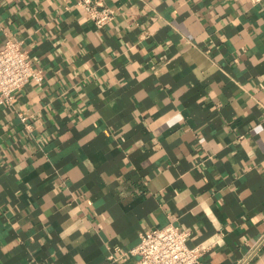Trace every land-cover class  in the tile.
<instances>
[{"label":"crops","instance_id":"obj_1","mask_svg":"<svg viewBox=\"0 0 264 264\" xmlns=\"http://www.w3.org/2000/svg\"><path fill=\"white\" fill-rule=\"evenodd\" d=\"M76 1L0 0L43 77L0 106V264H136L168 224L264 264V0Z\"/></svg>","mask_w":264,"mask_h":264},{"label":"built area","instance_id":"obj_2","mask_svg":"<svg viewBox=\"0 0 264 264\" xmlns=\"http://www.w3.org/2000/svg\"><path fill=\"white\" fill-rule=\"evenodd\" d=\"M76 6L98 29L110 23L115 15L114 10L103 7L96 0H77ZM42 80L41 72L33 69L21 50V43L13 40L4 43L0 49V106H11L14 96L24 85L32 82L40 85ZM187 238L188 232L168 224L142 232L138 244L127 254L136 258V264H199L203 249L188 245Z\"/></svg>","mask_w":264,"mask_h":264}]
</instances>
